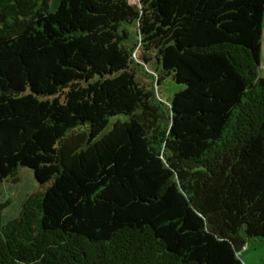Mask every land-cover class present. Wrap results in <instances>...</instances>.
Wrapping results in <instances>:
<instances>
[{"label": "trees", "instance_id": "16d2710c", "mask_svg": "<svg viewBox=\"0 0 264 264\" xmlns=\"http://www.w3.org/2000/svg\"><path fill=\"white\" fill-rule=\"evenodd\" d=\"M50 2L0 0V181L37 182L13 218L0 201V264H243L264 245V0Z\"/></svg>", "mask_w": 264, "mask_h": 264}, {"label": "rangeland", "instance_id": "374dc122", "mask_svg": "<svg viewBox=\"0 0 264 264\" xmlns=\"http://www.w3.org/2000/svg\"><path fill=\"white\" fill-rule=\"evenodd\" d=\"M55 0H51L50 5L53 6ZM134 3L136 0H129ZM136 58L139 60V52H137ZM145 71L148 72V76L143 74V81L150 84L153 82V75L155 74L153 60L145 67ZM258 75L264 77V18H263V37L261 46L260 65L258 69ZM156 96L163 102H167L173 93L178 89V85L173 82L170 77H164L159 81V84L154 85ZM37 187L33 174L27 168H20L19 181L17 183H8L6 181H0V201L9 199V204L3 210L4 220L13 218L21 204V200L26 194L30 193ZM240 259L243 264H264V245L258 240L247 242L239 253Z\"/></svg>", "mask_w": 264, "mask_h": 264}]
</instances>
